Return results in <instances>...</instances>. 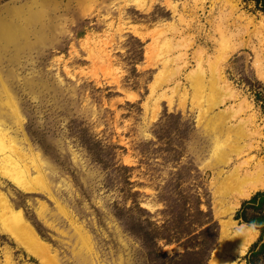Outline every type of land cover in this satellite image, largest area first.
I'll return each mask as SVG.
<instances>
[{
	"label": "rangeland",
	"instance_id": "374dc122",
	"mask_svg": "<svg viewBox=\"0 0 264 264\" xmlns=\"http://www.w3.org/2000/svg\"><path fill=\"white\" fill-rule=\"evenodd\" d=\"M154 1L0 0V126L24 152L41 154L48 180L42 193H24L0 176V189L59 264H157L158 246L172 255L186 249L178 241L185 239L187 249L210 247L207 264L228 241L216 264H245L243 240L230 229L251 226L233 218L240 205L216 213L200 123L242 102V117L256 116L264 146V70L257 64L259 53L264 65V15L238 0L251 34L223 64L238 99L226 87H206L200 100L193 74L221 64L219 46L205 35L215 32L206 20L204 31L186 26L169 0ZM172 1L181 12L184 0ZM161 23L175 25L170 42L152 34ZM230 218L237 227L223 238L221 220ZM145 231L159 236L157 244L146 243ZM6 259L42 264L0 231V264Z\"/></svg>",
	"mask_w": 264,
	"mask_h": 264
},
{
	"label": "bare ground",
	"instance_id": "6f19581e",
	"mask_svg": "<svg viewBox=\"0 0 264 264\" xmlns=\"http://www.w3.org/2000/svg\"><path fill=\"white\" fill-rule=\"evenodd\" d=\"M146 1L139 0V5L142 7L149 5ZM150 1L153 2L154 0ZM192 1V4L189 3V0L181 2L183 9L181 12H179L178 1L169 0L168 6L173 14L177 15L178 20L184 22L188 27H192L195 24L199 31H204V24L201 23L206 20L215 33L205 35L210 43L213 42L219 46L218 52H220L221 57V64L218 63L216 66L214 65L216 62H214V68L211 67V72L208 75H206L203 69H199L193 74L196 92L199 95L198 98L203 97L206 87L212 88L214 91L222 90V88L226 87L231 93L232 98L238 99L239 95L231 90V86H229L226 77L223 75V64L229 55L237 48L245 46L246 42L243 41V38L251 34L249 27L242 24L243 16L238 14V0ZM130 29L136 37H145L139 26L133 24ZM173 30H175L174 23H161L152 30V34H157L158 38L156 39L160 43H167L170 42L167 33ZM215 35L218 37L215 38ZM157 36L155 35V37ZM256 36H259L258 33ZM262 36H259L260 51L263 50L264 44V37ZM156 45L157 43H155ZM163 45L161 46L163 47ZM226 46L227 48H225ZM197 53L199 56L197 57L199 58V67H201L205 62L203 58L204 51L199 49ZM257 64L258 70L260 72L263 71V60L259 53L257 55ZM242 105L241 102L237 106L220 110L218 113L209 114L210 116L204 117L206 118L205 121L202 118V122L200 123L207 138L203 158L206 159V165L214 175L211 189L215 200L216 213H220L219 217L232 214L242 200L250 198L258 190H264V155H262L264 153V146L259 141L263 136L262 129L257 125L254 114L247 118L242 117L244 109H246ZM12 111L18 118H22L19 107L14 105ZM34 172H38L40 175L37 176L33 174ZM0 176L8 179L16 188L24 193H42L43 187L48 182L45 162L41 154L24 152L10 133L1 126ZM11 201L7 194L0 189V231L10 236L28 254L37 258L40 263L59 264L56 253L40 237L24 215L22 209L16 207ZM220 211L224 212L221 214ZM221 224L223 238H225V234L228 235L229 232L227 233V231L230 227H237V223L233 222L231 218L227 221L221 220ZM233 232H236L237 236L235 237H238L237 239L241 237V242L243 240L242 254H245L248 246L258 236V231L254 228L248 227V229H245L244 226L240 225L238 230H234ZM228 246L227 241L225 248L216 253L215 258L210 264H216L217 261H220L218 259L219 256L220 259L223 258L225 255L223 252H228ZM7 259L6 264H11Z\"/></svg>",
	"mask_w": 264,
	"mask_h": 264
},
{
	"label": "trees",
	"instance_id": "16d2710c",
	"mask_svg": "<svg viewBox=\"0 0 264 264\" xmlns=\"http://www.w3.org/2000/svg\"><path fill=\"white\" fill-rule=\"evenodd\" d=\"M255 4L256 9L264 15V0H249ZM239 224H247L255 227L258 231L257 239L251 244L247 253L243 255L245 264H264V190H258L248 199H244L239 208L236 210L234 217ZM208 228H204L198 234L207 232ZM142 238L146 243L159 237L152 234V232H142ZM180 245L186 249L183 252L168 255L162 252L158 246L161 261L158 263V258L153 257L157 264H207L210 256V247L199 246L197 249H187L189 246V239L183 241L178 240Z\"/></svg>",
	"mask_w": 264,
	"mask_h": 264
},
{
	"label": "water",
	"instance_id": "95a60500",
	"mask_svg": "<svg viewBox=\"0 0 264 264\" xmlns=\"http://www.w3.org/2000/svg\"><path fill=\"white\" fill-rule=\"evenodd\" d=\"M238 223V222H237ZM239 225V224H238ZM234 231V229H230V234H232ZM232 232V233H231ZM239 245V243L237 241H234L233 243H231V246H230V250L231 251H234L236 249V247ZM237 257V255L233 254L232 255V258H235Z\"/></svg>",
	"mask_w": 264,
	"mask_h": 264
}]
</instances>
